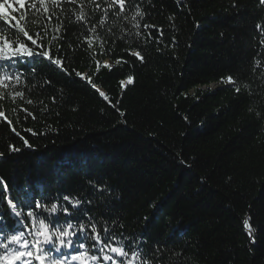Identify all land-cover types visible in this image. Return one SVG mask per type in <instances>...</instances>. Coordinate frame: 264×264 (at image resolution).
<instances>
[{"label": "trees", "instance_id": "1", "mask_svg": "<svg viewBox=\"0 0 264 264\" xmlns=\"http://www.w3.org/2000/svg\"><path fill=\"white\" fill-rule=\"evenodd\" d=\"M0 2L19 8L17 0ZM137 2L146 13L141 30L145 23L157 26L162 42H154L152 29V40L128 43L130 26L116 21L103 54L94 45L96 60L111 71L96 72L77 47L82 29L64 18L65 67L90 76L107 100L74 72L69 77L46 61L35 65V74L26 69L23 100H0L7 117H0V178L13 200L21 198L17 189L36 185L50 197L91 200L82 207L93 217L143 237L146 250L163 246V264H264V92L261 69L254 70L256 61L264 65V36L256 27L264 25V6L257 0ZM27 27L38 31L35 20ZM129 48L141 50L143 64ZM128 76L133 84L122 87ZM228 76L249 83L255 94L236 93L222 82ZM10 144L21 151L10 153ZM0 212L7 218L6 204Z\"/></svg>", "mask_w": 264, "mask_h": 264}, {"label": "snow or ice", "instance_id": "2", "mask_svg": "<svg viewBox=\"0 0 264 264\" xmlns=\"http://www.w3.org/2000/svg\"><path fill=\"white\" fill-rule=\"evenodd\" d=\"M257 3L264 6V0H257ZM17 4L18 9L11 3L0 2V100H4L6 96L13 102L17 97L23 100L24 91L20 86L27 81L26 69L31 70L30 74H35V65L45 61L69 77L74 72L80 80H86L92 85L101 97L108 99L92 83L90 76L82 75L75 69L70 72L65 67L59 43L62 39L67 42L66 34L62 31L65 17L69 25L77 23L82 29L83 34L78 37L77 47L96 63V72L101 67L111 71V65L107 61L101 64L96 60L97 49L94 45L103 54L105 45L109 42L107 37L112 34L116 21H126L130 26L124 31L123 37L128 43L152 40V29H156L158 33L154 42H162L163 31L157 26L145 23L143 31L141 30V22L146 13L137 0H17ZM27 13H31V17ZM109 17L114 20L112 25L108 24ZM33 20L38 24V31L34 35L30 34L27 27ZM256 27L264 36V25L257 24ZM46 39L48 44L43 43ZM53 47L57 55H53ZM127 52L141 64L144 63V56L138 48H129ZM123 62L128 63L127 60ZM116 63L120 64L121 61L118 59ZM256 68L261 69L258 79L264 92V65L256 61L254 70ZM133 82V77L128 76L121 81V86L131 85ZM222 82L232 85L238 94L246 92L249 97L255 94L249 83H239L232 76ZM45 83L51 81L46 80ZM26 103L32 104L33 101L28 99ZM20 110L27 116H32L27 109ZM120 115L123 116L124 113L121 112ZM257 115L260 116V113L257 112ZM0 117L7 120L3 110H0ZM32 118L35 119L34 116ZM8 124L11 125V121ZM11 130L20 136L15 128ZM26 131L36 135L31 129ZM20 139L25 148L35 150L23 136ZM20 151L19 147L9 145L10 153ZM0 157H3V153H0ZM0 185V208L5 204L7 206V218L4 212H0V264H163V246L155 245L146 250L143 237L137 239L127 236L123 231L115 230V227L122 229V224L115 225L113 221L115 227H110L103 217H93L90 208L82 207L91 205V200L67 194L50 197L43 191V185L19 188L17 194L21 198L13 200L8 185L2 178ZM95 191L103 193L104 186H95ZM243 227L250 242L255 243L253 228L248 219L243 221Z\"/></svg>", "mask_w": 264, "mask_h": 264}, {"label": "water", "instance_id": "3", "mask_svg": "<svg viewBox=\"0 0 264 264\" xmlns=\"http://www.w3.org/2000/svg\"><path fill=\"white\" fill-rule=\"evenodd\" d=\"M212 87H214V85H212Z\"/></svg>", "mask_w": 264, "mask_h": 264}]
</instances>
